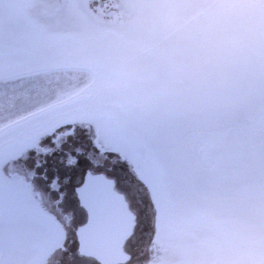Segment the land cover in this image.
Masks as SVG:
<instances>
[{
	"label": "rangeland",
	"instance_id": "374dc122",
	"mask_svg": "<svg viewBox=\"0 0 264 264\" xmlns=\"http://www.w3.org/2000/svg\"><path fill=\"white\" fill-rule=\"evenodd\" d=\"M140 8L0 0V264L59 253L56 220L1 169L32 167V141L67 119L90 124L95 143L118 152L113 165L131 163L121 179L135 224L121 264H212L232 250L264 264V68L224 85L178 84L134 43Z\"/></svg>",
	"mask_w": 264,
	"mask_h": 264
},
{
	"label": "clouds",
	"instance_id": "9594fccd",
	"mask_svg": "<svg viewBox=\"0 0 264 264\" xmlns=\"http://www.w3.org/2000/svg\"><path fill=\"white\" fill-rule=\"evenodd\" d=\"M137 47L181 85H224L264 68V0H140ZM212 264H253L242 250Z\"/></svg>",
	"mask_w": 264,
	"mask_h": 264
},
{
	"label": "flooded vegetation",
	"instance_id": "af4514ba",
	"mask_svg": "<svg viewBox=\"0 0 264 264\" xmlns=\"http://www.w3.org/2000/svg\"><path fill=\"white\" fill-rule=\"evenodd\" d=\"M32 142L34 143L30 147L41 151L37 159H27L32 167L22 160L19 166L13 168L12 174L4 167L1 169V175L18 186L17 190L25 203H32L40 213L51 215L56 220L53 225L57 234L56 244L60 245L57 249L59 253L42 264H52L53 261L65 263L68 260L69 263L84 264L85 261H80L84 258L93 262L89 264H99L80 254L77 249L78 228L87 220V211L78 196L79 188L83 186L87 175L101 174L112 182L113 189L123 196L127 208L135 214L129 182L124 184L121 179L127 177L125 172L131 167L130 161L118 157L119 164L113 165L111 162L115 161V154L118 152L111 150L106 143H95L91 125L81 120L60 121L48 129L43 137ZM27 155L30 156L29 152ZM108 159L109 165L104 164ZM36 167H39V171ZM133 232L124 240L123 250L126 253V246L128 245L129 249Z\"/></svg>",
	"mask_w": 264,
	"mask_h": 264
},
{
	"label": "water",
	"instance_id": "95a60500",
	"mask_svg": "<svg viewBox=\"0 0 264 264\" xmlns=\"http://www.w3.org/2000/svg\"><path fill=\"white\" fill-rule=\"evenodd\" d=\"M80 203L87 211L78 228V252L99 264L124 263L130 257L124 240L134 229V214L112 182L101 174L87 175L79 188Z\"/></svg>",
	"mask_w": 264,
	"mask_h": 264
}]
</instances>
